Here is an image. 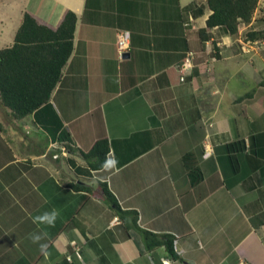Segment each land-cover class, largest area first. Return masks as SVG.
<instances>
[{
    "label": "crops",
    "instance_id": "crops-1",
    "mask_svg": "<svg viewBox=\"0 0 264 264\" xmlns=\"http://www.w3.org/2000/svg\"><path fill=\"white\" fill-rule=\"evenodd\" d=\"M4 2L17 14L7 39L0 19V50L24 12L52 31L77 22L48 103L20 120L0 103V264H264V41L246 54L207 30L206 0ZM100 140L117 170L83 158ZM53 209L54 226L33 222ZM144 231L171 237L174 256L147 251Z\"/></svg>",
    "mask_w": 264,
    "mask_h": 264
},
{
    "label": "trees",
    "instance_id": "trees-1",
    "mask_svg": "<svg viewBox=\"0 0 264 264\" xmlns=\"http://www.w3.org/2000/svg\"><path fill=\"white\" fill-rule=\"evenodd\" d=\"M260 0H206V8L211 12L206 20V29L219 28L225 34L237 36L243 41H264V29L255 30L264 25L262 15H257ZM188 7L194 13L201 14L203 7L197 8L193 3ZM77 16L68 12L56 31L39 25L28 13L22 14L11 47L0 50V103L11 111L15 120H20L46 105L60 80L62 69L72 52V40ZM239 49L241 45L238 42ZM241 50V49H240ZM251 96V93L248 95ZM231 151L234 146H230ZM110 151L106 140L97 141L87 154H82L92 170L102 167ZM183 158L189 166V174L193 185L201 180V174ZM234 172L238 162L230 157ZM100 184L101 194L113 205L120 216H130L136 223L137 215L133 211H122L107 190L106 184ZM78 186V185H77ZM76 186V187H77ZM135 226V225H134ZM147 251L164 246L167 253L174 256L173 239L167 235L142 232Z\"/></svg>",
    "mask_w": 264,
    "mask_h": 264
},
{
    "label": "built area",
    "instance_id": "built-area-1",
    "mask_svg": "<svg viewBox=\"0 0 264 264\" xmlns=\"http://www.w3.org/2000/svg\"><path fill=\"white\" fill-rule=\"evenodd\" d=\"M128 33H124L123 35H117V48L119 49V51H122L125 49V41L128 40ZM239 44L241 45V51L243 53L246 54H252L256 51H258L262 45L263 42L261 41H243L242 39L239 38ZM192 54L188 53L186 55V57L183 59L181 67H180V71L183 72L184 74H186V72H188L189 70H191L192 66H191V59H192ZM184 80V77H181V81ZM205 156H207V154H205Z\"/></svg>",
    "mask_w": 264,
    "mask_h": 264
},
{
    "label": "clouds",
    "instance_id": "clouds-1",
    "mask_svg": "<svg viewBox=\"0 0 264 264\" xmlns=\"http://www.w3.org/2000/svg\"><path fill=\"white\" fill-rule=\"evenodd\" d=\"M117 165H118V161L115 159L113 155L111 157L105 158V161L102 164V168L105 171L112 172L114 170H117ZM57 218H58V212L55 209H53L50 212H44L43 214L34 217L33 222L37 224H46L48 226H54ZM32 239H33V242H39V240L41 239V236L33 235ZM41 249L43 251V245L41 246Z\"/></svg>",
    "mask_w": 264,
    "mask_h": 264
},
{
    "label": "rangeland",
    "instance_id": "rangeland-1",
    "mask_svg": "<svg viewBox=\"0 0 264 264\" xmlns=\"http://www.w3.org/2000/svg\"><path fill=\"white\" fill-rule=\"evenodd\" d=\"M5 5H8V4L4 2V0H0V19L4 21L3 39L4 38L7 39L12 36L11 30L14 24L15 14H17V10L15 11V9H12L13 12H11V14H8V11L5 8L6 7ZM9 17H11V19H9ZM1 29L2 27L0 25V36H1ZM4 44H5L4 46L7 45V43H4ZM237 82H239V78H237Z\"/></svg>",
    "mask_w": 264,
    "mask_h": 264
}]
</instances>
